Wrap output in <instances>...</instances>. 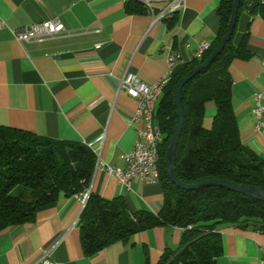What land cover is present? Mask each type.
Masks as SVG:
<instances>
[{
	"label": "crops",
	"instance_id": "0c3cea01",
	"mask_svg": "<svg viewBox=\"0 0 264 264\" xmlns=\"http://www.w3.org/2000/svg\"><path fill=\"white\" fill-rule=\"evenodd\" d=\"M126 1L0 0V125L85 144L96 155L88 191L122 196L130 211L156 213L164 199L159 182L132 179L127 189L105 170L124 168L123 155L137 135L130 120L136 100L119 88V79L127 70L156 82L167 72L170 51L179 55L177 67L190 61L197 45L211 44L219 30L220 0H185L161 19L156 16L168 0L133 12L125 10ZM48 19H58L65 31L38 43L17 42L9 30ZM244 32L252 56L229 65L231 103L240 142L264 159V113L260 127L253 114L254 93L264 97V20L242 15L237 35ZM204 107L203 126L209 128L215 105ZM80 198L61 197L37 211L34 221L1 229L0 264H31L48 249L55 264H158L165 250L179 247L182 229L164 225L85 255L77 227ZM218 232L216 264H256L263 254L264 233L255 221L220 225Z\"/></svg>",
	"mask_w": 264,
	"mask_h": 264
},
{
	"label": "trees",
	"instance_id": "16d2710c",
	"mask_svg": "<svg viewBox=\"0 0 264 264\" xmlns=\"http://www.w3.org/2000/svg\"><path fill=\"white\" fill-rule=\"evenodd\" d=\"M232 0H220L219 30L200 59L176 67L154 111L162 141L159 151V183L163 204L158 212L130 211L122 196L104 198L88 192L77 221L85 255H92L116 241H127L138 231L171 225L182 229L176 251L165 250L158 264H216L222 252L218 226L255 221L264 233V203L222 186L183 190L167 178L164 155L175 127L173 91L178 80L202 63L224 35ZM145 8L139 0H127V12ZM242 15L264 20L263 0H239L235 24L219 54L188 80L181 89L183 125L174 155L179 181L229 180L264 190V159L240 142L231 103L229 65L248 59V33L237 35ZM215 105L209 128L203 126L205 104ZM95 153L78 141L53 139L0 125V230L35 220L36 213L61 197L81 196L89 188Z\"/></svg>",
	"mask_w": 264,
	"mask_h": 264
},
{
	"label": "built area",
	"instance_id": "2783aa9c",
	"mask_svg": "<svg viewBox=\"0 0 264 264\" xmlns=\"http://www.w3.org/2000/svg\"><path fill=\"white\" fill-rule=\"evenodd\" d=\"M143 2H152L154 0H139ZM185 0H168V2L159 8L156 19H161L167 15L179 11L184 6ZM4 25L0 20V27ZM13 39L17 42H43L53 39L65 31L63 23L58 19H48L39 22L30 23L29 25L18 29H9ZM210 43L202 41L197 45L196 50L191 56H198L201 51L209 50ZM179 55L176 51H170L167 55V72L154 83H145L134 73L124 71L119 79V88L129 97L136 100L134 111L131 115V123L137 125L136 140L133 148L124 153V168H115L105 165L108 174L115 176L117 181L125 188H130L132 179L139 180L142 184L157 183L155 176L154 160L158 157V145L162 141V135L157 126V139H149L148 122L153 121V115L157 103L162 95L163 89L167 85L173 71L177 67ZM264 97L262 92L256 91L253 95L254 107L253 114L257 119L256 127H260L261 118L264 113ZM139 123L141 126H139ZM88 190L80 197L82 206L86 200ZM31 264H55L49 255V249L43 250L32 261ZM256 264H264V251Z\"/></svg>",
	"mask_w": 264,
	"mask_h": 264
},
{
	"label": "water",
	"instance_id": "95a60500",
	"mask_svg": "<svg viewBox=\"0 0 264 264\" xmlns=\"http://www.w3.org/2000/svg\"><path fill=\"white\" fill-rule=\"evenodd\" d=\"M238 2L239 0H232L231 13H230L229 20L227 23L226 31L224 35L222 36L221 40L219 41L218 45L215 47V49L208 55V57L202 63L193 67L185 75H183L178 80V82L176 83L174 87L172 100H173V106L175 109L176 122H175L174 130L172 132V135L170 137V140L165 150L164 171H165L167 178L170 180V182L183 190L199 189V188L208 187V186H222L226 189L250 196L264 203V190H262L259 187H256L253 185L237 184L232 181L222 180V179H207L202 182L187 184V183H183L178 180L175 174V170H174V155H175L176 145H177V142H178V139L181 133L182 125H183V111H182V106L180 102V93H181L182 86L188 80H190L197 72L205 68L219 54V52L222 50L225 43L228 41L232 33L234 24H235Z\"/></svg>",
	"mask_w": 264,
	"mask_h": 264
},
{
	"label": "bare ground",
	"instance_id": "6f19581e",
	"mask_svg": "<svg viewBox=\"0 0 264 264\" xmlns=\"http://www.w3.org/2000/svg\"><path fill=\"white\" fill-rule=\"evenodd\" d=\"M143 6L146 9L151 10L153 8V3L152 2H143ZM206 51H208V50L201 51L199 53V59L203 56V54ZM191 59H198V56H191ZM148 137H149V139H157V125L154 122H148ZM158 163H159V151H158V157H155V160H154L155 176H156L157 183L159 182Z\"/></svg>",
	"mask_w": 264,
	"mask_h": 264
}]
</instances>
